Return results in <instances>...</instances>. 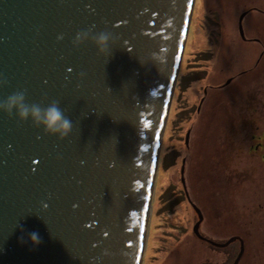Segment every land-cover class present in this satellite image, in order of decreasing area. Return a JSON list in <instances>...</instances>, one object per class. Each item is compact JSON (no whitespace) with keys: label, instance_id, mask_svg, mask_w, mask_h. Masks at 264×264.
<instances>
[{"label":"water","instance_id":"water-1","mask_svg":"<svg viewBox=\"0 0 264 264\" xmlns=\"http://www.w3.org/2000/svg\"><path fill=\"white\" fill-rule=\"evenodd\" d=\"M194 3L0 0V100L26 90L73 121L60 140L0 112V264L142 263Z\"/></svg>","mask_w":264,"mask_h":264},{"label":"rangeland","instance_id":"rangeland-1","mask_svg":"<svg viewBox=\"0 0 264 264\" xmlns=\"http://www.w3.org/2000/svg\"><path fill=\"white\" fill-rule=\"evenodd\" d=\"M244 9H251L243 18L244 31L257 40L246 41L238 31ZM193 10L162 136L141 264L225 259L223 252L203 254L196 243L180 241L193 223L181 182L184 159L190 199L206 207L203 229L214 236L249 237L240 264H264V164L247 149L259 122L243 121L256 117L248 111V101H264V0H195ZM190 45L194 52L198 47L208 52L190 58ZM193 67L195 76L204 74L198 82ZM244 69L248 71L234 76L222 92L209 87ZM204 86L206 102L197 112L195 89L202 93Z\"/></svg>","mask_w":264,"mask_h":264},{"label":"flooded vegetation","instance_id":"flooded-vegetation-1","mask_svg":"<svg viewBox=\"0 0 264 264\" xmlns=\"http://www.w3.org/2000/svg\"><path fill=\"white\" fill-rule=\"evenodd\" d=\"M247 10V11H246ZM251 9H244L241 11V13L243 11H246V13L242 16V24H243V29H244V23H243V18L248 14V12ZM241 15V14H240ZM240 15L238 17V31H240ZM241 34V31H240ZM241 37L246 40V41H254L257 40L256 37L254 38H250L246 35V31H245V37H243L241 35ZM193 45V44H192ZM186 47V46H185ZM190 51V58L194 57L196 55V52L198 51L200 54H202L204 52H208L206 50H204V48L202 47H198L196 50V52L193 51L191 45L189 46ZM245 71H248L247 69H244L240 72H237L235 74H232V76H229L231 78V80L234 78V76L237 78V76H240L241 74H243ZM191 74L194 76L193 79H195L196 82H198V80L201 79L202 76H204V74H200L198 76H195V74H197L196 68L193 67L191 68ZM235 78V79H236ZM227 81V80H226ZM226 81L223 82H216V83H210L209 87H213L217 90V92H222V88L226 85ZM207 86L203 87V92L200 93L199 89H195L198 93V95H196V102H198L197 106H196V111L199 112V110L201 109L202 105L204 104V102H206V94L208 93L207 90ZM221 90V91H220ZM196 93V94H197ZM247 109L248 111L250 110L252 112V114H255L256 117L255 118H243V121L246 120H257L259 123H257L256 129L257 132L256 133H251L250 135V142L247 144V149L249 154L253 155V156H258L259 159L261 160V162L264 164V101L262 99L259 98H254V100H250L247 103ZM249 111V112H250ZM258 113V114H257ZM190 133V129L188 130ZM190 138V136H189ZM189 140L186 143L185 141V145L188 146ZM185 191V189H184ZM186 194V191H185ZM186 197L189 201L188 205H190L191 207V211H192V225L184 229V233L182 234L181 240L180 241H185V242H189V243H196V247L199 248V250H201L203 252V254H207V253H217V251L219 252H223L225 254V259L223 260V262H215L210 260L209 258H207L206 260H202L200 264H222V263H227L229 262V264H240L243 260V257L247 251V244L249 243V237L247 236H242L240 233H230L228 236H214L213 234L208 233L205 229H203L202 227V223L204 221V209H206V207L200 204L195 203L194 201H190V194L188 196V194H186ZM208 203V202H207ZM200 213L203 216L202 220L200 222L197 223V221H199L200 219ZM206 215V214H205ZM218 227V226H216ZM209 255V254H208ZM208 257V256H207Z\"/></svg>","mask_w":264,"mask_h":264},{"label":"clouds","instance_id":"clouds-1","mask_svg":"<svg viewBox=\"0 0 264 264\" xmlns=\"http://www.w3.org/2000/svg\"><path fill=\"white\" fill-rule=\"evenodd\" d=\"M79 36L80 32L76 34L74 45L77 44ZM108 38V33L101 32L98 36V43L106 46ZM100 50L103 52L105 47H101ZM0 112L6 113L10 118L16 116L21 122H27L31 118L33 126L42 127L46 134L57 136L60 140L69 137L73 131V121L65 115L58 100H52L46 106H41L39 103H28L26 90L15 91L0 100ZM29 236L33 244L41 243L37 232H32Z\"/></svg>","mask_w":264,"mask_h":264},{"label":"bare ground","instance_id":"bare-ground-1","mask_svg":"<svg viewBox=\"0 0 264 264\" xmlns=\"http://www.w3.org/2000/svg\"><path fill=\"white\" fill-rule=\"evenodd\" d=\"M188 36V35H187ZM186 44V43H185ZM157 171V170H156ZM149 211H150V209L148 210V212H147V215H146V218L148 217V214H149ZM147 224H148V218H147V222H146V225H145V228H144V230H145V234L147 233ZM146 237V236H145Z\"/></svg>","mask_w":264,"mask_h":264}]
</instances>
